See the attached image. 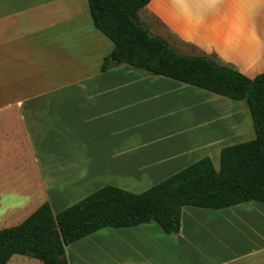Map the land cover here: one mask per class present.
Returning a JSON list of instances; mask_svg holds the SVG:
<instances>
[{
	"label": "crops",
	"instance_id": "0c3cea01",
	"mask_svg": "<svg viewBox=\"0 0 264 264\" xmlns=\"http://www.w3.org/2000/svg\"><path fill=\"white\" fill-rule=\"evenodd\" d=\"M148 9L183 42L264 71V0ZM108 42L86 0H0V216L44 202L55 214L104 186L139 194L254 139L241 103L126 65L101 72ZM32 188L41 200L29 199ZM4 193L18 200L8 205ZM65 255L68 264H264V204L185 207L176 235L153 223L104 229Z\"/></svg>",
	"mask_w": 264,
	"mask_h": 264
},
{
	"label": "trees",
	"instance_id": "16d2710c",
	"mask_svg": "<svg viewBox=\"0 0 264 264\" xmlns=\"http://www.w3.org/2000/svg\"><path fill=\"white\" fill-rule=\"evenodd\" d=\"M150 1L86 0L94 28L112 44L100 71L126 65L143 75L245 102L254 139L221 149L218 170L205 157L139 194L104 186L57 214L44 202L20 224L0 230V264L14 255L40 264H68L65 248L100 230L153 223L176 235L185 207L264 204V73L249 78L207 57L177 53L140 23L138 14Z\"/></svg>",
	"mask_w": 264,
	"mask_h": 264
},
{
	"label": "rangeland",
	"instance_id": "374dc122",
	"mask_svg": "<svg viewBox=\"0 0 264 264\" xmlns=\"http://www.w3.org/2000/svg\"><path fill=\"white\" fill-rule=\"evenodd\" d=\"M138 18H139L142 26L147 29V31L149 32L150 35L161 38L173 50H175L179 54L188 55V56H196V57H207L210 60H212L213 62H215L216 64L229 66V67L234 68V69L238 70L239 72H241L242 74L247 75V76H253L254 74L264 73V71L263 72L255 71L254 69L251 68V66H242L238 61H234V60L222 57L213 51H206V50L200 49L198 47H195L193 45H189V44L183 42L182 40H180L178 38V36L169 27H167L153 12H151L148 9V6L145 9H143L141 12H139ZM256 37H258V36H256ZM109 44H110V46H112L111 43H109ZM235 103H238V104L241 103L240 105L246 106L245 102H235ZM246 109H247V106H246ZM215 169L216 170L219 169V163H217L215 165ZM31 184L33 185L34 183H31ZM35 185H37V184H35ZM43 195H44V191H42L41 189L40 190L39 189L34 190L32 188V192L29 195V199L31 201H33V200L39 201V200H41ZM3 197H4V199L7 200L8 205H10L14 201L18 200V199L8 198V194H5V193L3 194ZM69 206H71V205H69ZM23 210L24 209H20L18 211H15L13 214L6 213L5 216H0V230L7 228V227L16 226L21 222V221L19 222V220L21 218H26L27 216H29L27 214V212H25V211L21 213V211H23ZM9 212H11V211H9ZM57 213H59V212H55V214H57ZM6 216L8 218H10V221L12 223L8 224L5 222V220H7V218H5ZM1 218H3V219H1ZM201 224H204V223H201ZM205 224H207V223H205ZM205 224H204V226H205L204 231L213 230L212 224H207L208 227ZM68 252H69V250H68ZM70 253H71V250H70ZM8 264H40V262L38 260L29 258L26 256L14 255L11 257Z\"/></svg>",
	"mask_w": 264,
	"mask_h": 264
},
{
	"label": "bare ground",
	"instance_id": "6f19581e",
	"mask_svg": "<svg viewBox=\"0 0 264 264\" xmlns=\"http://www.w3.org/2000/svg\"><path fill=\"white\" fill-rule=\"evenodd\" d=\"M230 216H231V214H230ZM217 217V216H216ZM220 217V216H219ZM232 218H234L233 216H232ZM230 219V218H229ZM221 220H223L222 218H221ZM237 235V234H236ZM73 256V254L71 255V257ZM74 257V256H73ZM73 259V258H72Z\"/></svg>",
	"mask_w": 264,
	"mask_h": 264
}]
</instances>
